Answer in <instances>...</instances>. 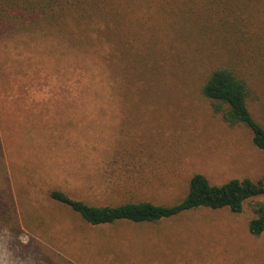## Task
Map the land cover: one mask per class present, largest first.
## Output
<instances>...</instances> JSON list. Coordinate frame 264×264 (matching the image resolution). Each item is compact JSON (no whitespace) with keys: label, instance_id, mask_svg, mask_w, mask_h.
I'll use <instances>...</instances> for the list:
<instances>
[{"label":"rangeland","instance_id":"rangeland-1","mask_svg":"<svg viewBox=\"0 0 264 264\" xmlns=\"http://www.w3.org/2000/svg\"><path fill=\"white\" fill-rule=\"evenodd\" d=\"M225 1L237 19L203 30V57L245 81L264 126V0ZM15 2L0 0V26L32 27L0 33V264H264V233L247 230L264 196L240 213L202 207L157 224L103 225L50 197L60 189L93 205L173 204L194 173L217 185L264 179V150L202 95L204 71L189 51L164 56L157 26L146 37L140 22L124 21L125 35L101 19L158 7L70 0L63 13L35 10L31 23L15 13L34 11ZM85 26L112 29L85 40Z\"/></svg>","mask_w":264,"mask_h":264},{"label":"trees","instance_id":"trees-1","mask_svg":"<svg viewBox=\"0 0 264 264\" xmlns=\"http://www.w3.org/2000/svg\"><path fill=\"white\" fill-rule=\"evenodd\" d=\"M42 1L43 3L37 0L31 4H22L20 0H16L15 4L19 6V9L28 10L29 7L34 11L22 14L19 10V14L15 13L17 20L20 22L26 15L36 14L35 10L47 14L60 7V12L63 13L67 9V2L70 3V0ZM216 4L222 5V8H218ZM229 4L230 2L225 0H144V5L159 9L134 17L132 14L113 13L114 15L110 16L104 13L101 19L106 23L114 19L120 23L119 30L124 31L125 35L128 30L122 26L124 21H127L129 26H136L140 22V26L145 28L146 37L153 33L152 26H157L158 31L154 33V36L159 39V46L164 51V56L171 52V49L178 52L189 51L194 56L193 67L204 71V80L201 85L202 95L210 100L214 110L220 113L230 125L241 124L248 128L252 133V143L264 150V126L254 120L248 109V88L245 81L231 68L209 66L203 57L205 52L202 39L203 30L208 29L209 26L234 23L237 19V16L232 14L234 12L227 10ZM164 5L171 9L162 10ZM1 14L4 19L8 20L9 13ZM34 20L35 15L31 17L30 22ZM28 23L29 21L24 22L23 25ZM23 25L0 26V33L32 27ZM111 29L112 26H85L81 29L82 37L89 40L92 31H96L97 35L102 37ZM133 33L135 34V31ZM49 195L52 199L68 206L83 222L91 225L116 224L121 221L135 224H157L202 207L227 208L234 213H240L246 202L258 196H264V179L231 178L217 185L210 183L204 174L194 173L189 178L185 196L173 204H156L140 200L126 201L116 205H93L81 199H74L60 189L51 190ZM247 230L254 237H259L264 233V200H257L251 204V217L248 220Z\"/></svg>","mask_w":264,"mask_h":264}]
</instances>
